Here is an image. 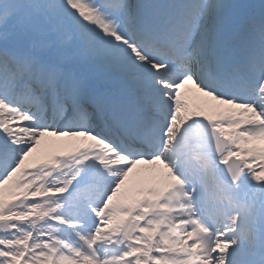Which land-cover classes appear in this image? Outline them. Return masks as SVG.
<instances>
[{"label":"snow or ice","instance_id":"obj_1","mask_svg":"<svg viewBox=\"0 0 264 264\" xmlns=\"http://www.w3.org/2000/svg\"><path fill=\"white\" fill-rule=\"evenodd\" d=\"M0 264H264V0H0Z\"/></svg>","mask_w":264,"mask_h":264},{"label":"bare ground","instance_id":"obj_2","mask_svg":"<svg viewBox=\"0 0 264 264\" xmlns=\"http://www.w3.org/2000/svg\"><path fill=\"white\" fill-rule=\"evenodd\" d=\"M51 139V142L48 143V145L50 146V149H54L60 146H66L64 145L63 141H57L56 138L54 137H49Z\"/></svg>","mask_w":264,"mask_h":264},{"label":"rangeland","instance_id":"obj_3","mask_svg":"<svg viewBox=\"0 0 264 264\" xmlns=\"http://www.w3.org/2000/svg\"><path fill=\"white\" fill-rule=\"evenodd\" d=\"M51 142V139L48 137V138H46V143L48 144V143H50ZM45 142H42V145H41V147H40V149L38 150V155L40 154V153H42L44 150H45ZM143 167V166H142Z\"/></svg>","mask_w":264,"mask_h":264}]
</instances>
